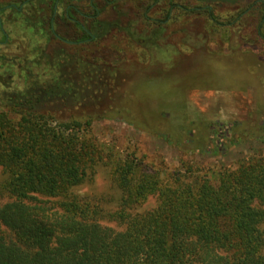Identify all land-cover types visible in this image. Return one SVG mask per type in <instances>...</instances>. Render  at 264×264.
<instances>
[{"label":"rangeland","instance_id":"rangeland-1","mask_svg":"<svg viewBox=\"0 0 264 264\" xmlns=\"http://www.w3.org/2000/svg\"><path fill=\"white\" fill-rule=\"evenodd\" d=\"M16 1L0 0V9ZM162 1L165 13L174 6L163 27L132 21L128 0L120 1L116 11L100 0L98 22L109 32L97 54L52 38L43 22V2L21 13H0L10 37L0 45V113L23 108L25 102L26 110L46 111L57 121H91L81 140L95 146L92 158L99 163L72 195L95 206L100 222L118 231L124 226L114 216L126 197L115 180V166L122 160H138L142 171L165 184L184 175L189 182L214 179L243 162L264 159V27L257 32L264 0ZM88 3L78 4L86 9ZM152 17L166 19L156 11ZM56 29L60 35L68 30L60 24ZM87 62L98 64L92 78L85 72ZM10 116L19 121L16 114ZM223 127L230 128L226 135ZM7 180L0 167V206L9 201ZM158 204L151 196L128 206L130 213L143 214Z\"/></svg>","mask_w":264,"mask_h":264},{"label":"trees","instance_id":"trees-1","mask_svg":"<svg viewBox=\"0 0 264 264\" xmlns=\"http://www.w3.org/2000/svg\"><path fill=\"white\" fill-rule=\"evenodd\" d=\"M55 4L47 5L43 21L52 38ZM27 104L13 106L17 123L0 113V167L8 173L9 197L0 206V264H264V159L214 179L189 182L184 175L165 184L138 160H122L115 166L126 197L114 216L124 226L118 231L72 195L99 163L95 146L81 140L91 121H57ZM229 130L223 127L224 135ZM151 196L159 202L154 210L130 213L129 203Z\"/></svg>","mask_w":264,"mask_h":264},{"label":"flooded vegetation","instance_id":"flooded-vegetation-1","mask_svg":"<svg viewBox=\"0 0 264 264\" xmlns=\"http://www.w3.org/2000/svg\"><path fill=\"white\" fill-rule=\"evenodd\" d=\"M29 1V2H28ZM85 1L88 3L87 8L83 9L79 7L78 3H85ZM100 0H75L72 4V0H56L55 4V11L52 18V27L51 32H53L54 39L57 42H60L68 47H75V48H83L86 53L94 54V52L97 54L98 50L104 47L101 45V41H105L108 37V28L104 26L103 24L99 23V17L101 16L102 10L97 7V4ZM105 6H111L114 11H116V5L120 3V1L124 0H102ZM131 4L132 13L130 14L132 18V21L135 20L139 21V24L143 22H148L149 25L156 26L157 24H160L161 26L168 25L169 21H171L172 15H173V8L174 6H171L169 10V17L166 20H159L157 18H153L152 14L156 11V13H159L160 15L164 16L167 9H163L162 6L166 7L162 0H128ZM28 2V3H27ZM31 2H43L46 5H49V3H52L53 0H26L24 4H21L20 6H16L15 4H12L11 7L15 6L16 8L12 7L8 10H15L18 13H21L24 10V7L27 6ZM66 6L65 10H62L63 15H58L61 11L62 7ZM4 7V8H6ZM47 7V6H46ZM4 8L0 9V13L3 11ZM251 10V8H249ZM247 10L245 13H243L235 22V24L241 20L244 16H246L250 10ZM209 12H212L209 8ZM44 13H46V9L44 10ZM116 13H120V10ZM129 16V17H130ZM126 21L125 18L123 20ZM141 22V23H140ZM57 24H60L65 29V33L60 35L57 32ZM1 25L4 28L3 21L0 18V30L4 35V42H0V45H6L9 43V35L2 31ZM233 24H229L228 26H233ZM163 27V26H162ZM262 27H264V20L262 23L257 27V32H262ZM82 53V51H81ZM80 62L81 60H77ZM81 63V62H80ZM88 63V62H87ZM76 64V63H75ZM83 65V62H82ZM88 65V66H87ZM86 67L85 72L86 74L90 73V78H92L91 75L95 74V69H97V65L94 62H89ZM78 69V70H76ZM102 69V67L100 68ZM76 74H81L79 71V64L78 66H75ZM82 70V68H80ZM90 70V72H88ZM98 73V72H96Z\"/></svg>","mask_w":264,"mask_h":264},{"label":"water","instance_id":"water-1","mask_svg":"<svg viewBox=\"0 0 264 264\" xmlns=\"http://www.w3.org/2000/svg\"><path fill=\"white\" fill-rule=\"evenodd\" d=\"M30 1H32V0H30ZM29 2V1H28ZM27 2V3H28ZM12 7H14V8H16L15 6H11V7H6V8H4L3 10H8V9H11ZM1 29H2V31L4 32V28L2 27V25H1Z\"/></svg>","mask_w":264,"mask_h":264}]
</instances>
